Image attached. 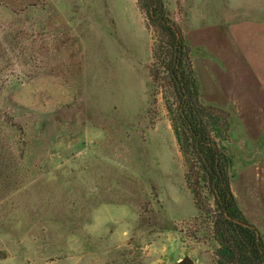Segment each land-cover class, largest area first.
I'll use <instances>...</instances> for the list:
<instances>
[{"label": "rangeland", "instance_id": "obj_1", "mask_svg": "<svg viewBox=\"0 0 264 264\" xmlns=\"http://www.w3.org/2000/svg\"><path fill=\"white\" fill-rule=\"evenodd\" d=\"M164 2L196 60L193 35L264 21V0ZM154 43L140 0H0V264H225L212 197L200 209L185 178L173 89L152 85ZM220 92L204 100L225 109ZM229 114L219 144L243 202L264 146Z\"/></svg>", "mask_w": 264, "mask_h": 264}, {"label": "trees", "instance_id": "obj_2", "mask_svg": "<svg viewBox=\"0 0 264 264\" xmlns=\"http://www.w3.org/2000/svg\"><path fill=\"white\" fill-rule=\"evenodd\" d=\"M140 4L155 33L152 85L167 79L173 89L174 101L168 102V109L185 178L200 209L205 192L213 200L216 254L225 264H264V235L238 203L232 190L233 160L219 144L229 138L230 114L202 101L192 48L164 0H140Z\"/></svg>", "mask_w": 264, "mask_h": 264}, {"label": "crops", "instance_id": "obj_3", "mask_svg": "<svg viewBox=\"0 0 264 264\" xmlns=\"http://www.w3.org/2000/svg\"><path fill=\"white\" fill-rule=\"evenodd\" d=\"M192 41L195 53L201 54L199 60L193 55L192 61L202 101L209 104L204 96L213 99V94L221 89L218 100L225 102V109L232 116H239L237 127L245 142L255 143L256 139L258 147L264 146V21L248 18L227 23L220 32L207 29L199 37L193 35ZM197 61L201 69L206 68L201 74L207 81L198 75ZM242 181L240 188L246 195L243 202L233 185L232 190L245 215L247 208L253 207L258 223L246 216L264 235V171L245 173Z\"/></svg>", "mask_w": 264, "mask_h": 264}, {"label": "water", "instance_id": "obj_4", "mask_svg": "<svg viewBox=\"0 0 264 264\" xmlns=\"http://www.w3.org/2000/svg\"><path fill=\"white\" fill-rule=\"evenodd\" d=\"M178 264H194V260L191 257H186L183 260H181ZM220 264H222L220 262Z\"/></svg>", "mask_w": 264, "mask_h": 264}, {"label": "built area", "instance_id": "obj_5", "mask_svg": "<svg viewBox=\"0 0 264 264\" xmlns=\"http://www.w3.org/2000/svg\"><path fill=\"white\" fill-rule=\"evenodd\" d=\"M196 264V263H195Z\"/></svg>", "mask_w": 264, "mask_h": 264}]
</instances>
